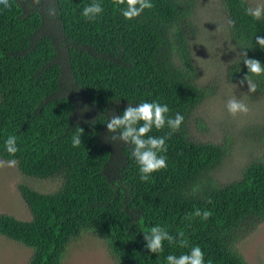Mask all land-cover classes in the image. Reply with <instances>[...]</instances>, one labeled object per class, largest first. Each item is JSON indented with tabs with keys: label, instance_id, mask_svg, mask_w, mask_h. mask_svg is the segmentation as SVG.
Here are the masks:
<instances>
[{
	"label": "trees",
	"instance_id": "trees-1",
	"mask_svg": "<svg viewBox=\"0 0 264 264\" xmlns=\"http://www.w3.org/2000/svg\"><path fill=\"white\" fill-rule=\"evenodd\" d=\"M99 2L104 10L95 20L82 16L92 0L0 5V159H16L25 177L62 180L51 193L20 185L31 219L0 213V235L32 250L27 264H61L70 242L83 233L101 237L114 264H166L167 255L194 245L205 264H247L234 246L264 223V126L255 121L244 131L257 136L261 154L239 178H214L232 141L202 143L189 134L190 116L215 94L198 84L191 53L197 1L152 0L154 8L131 21L121 15L126 5L119 0ZM219 4L225 40L236 54L225 77L240 83L248 73L242 50L264 64V49L255 43L257 35L264 37V18L246 14L251 0ZM249 75L257 86L250 99L263 100L264 75ZM142 101L167 104L169 116L184 117L166 141L167 168L149 182L140 180L131 146L113 144L106 127L111 113L122 115ZM77 126L84 130L82 144L73 147ZM169 131L153 128L149 135ZM9 135L17 138L15 156L5 151ZM194 209L212 215L186 219ZM157 225L172 235L184 231L188 247L165 241L162 252H149L144 233Z\"/></svg>",
	"mask_w": 264,
	"mask_h": 264
},
{
	"label": "rangeland",
	"instance_id": "rangeland-1",
	"mask_svg": "<svg viewBox=\"0 0 264 264\" xmlns=\"http://www.w3.org/2000/svg\"><path fill=\"white\" fill-rule=\"evenodd\" d=\"M196 1L197 7L191 21L196 26L197 36L191 41V53L198 84L212 87L215 94L206 98L193 112L188 120V130L194 141L216 145L232 141L228 156L213 172V177L218 181H232L239 178L245 164L254 161L261 154V144L256 139L257 136L244 131L257 123L264 126V99L251 100L246 86L227 81L225 72L236 54L233 45L225 40L227 27L220 16L222 7L219 0ZM251 3L255 7L257 4H264V0H251ZM233 96L247 104V114L233 117L228 113L226 102ZM261 138L264 141V134ZM61 181L59 178L37 180L25 177L16 167L0 168V213L12 215L22 221L30 220L31 214L20 197L18 187L27 185L40 193H51L59 189ZM234 249L247 264H264V223L238 240ZM31 254L30 248L0 235V264H27ZM61 264L114 262L101 237L83 233L70 242Z\"/></svg>",
	"mask_w": 264,
	"mask_h": 264
},
{
	"label": "clouds",
	"instance_id": "clouds-1",
	"mask_svg": "<svg viewBox=\"0 0 264 264\" xmlns=\"http://www.w3.org/2000/svg\"><path fill=\"white\" fill-rule=\"evenodd\" d=\"M247 0H241L242 6ZM34 3H39V0H34ZM120 4L126 6L122 8L121 15L126 20H133L142 15L145 10L154 8L152 0H119ZM0 5L10 9L9 0H0ZM103 7L99 0H92V3L83 8L82 16L87 20H95L97 16L103 12ZM245 12L255 20L264 18V5L257 4L255 7H246ZM230 25L235 26V21H229ZM255 43L261 49H264V37L257 35ZM243 64L248 70L240 84L247 83L249 92L256 91V84L252 81L249 74L260 76L264 75V64L257 59L248 58L247 51H241ZM228 113L236 117L239 114H247L249 108L247 104L235 96L228 99L226 102ZM170 109L167 104H161L158 101L146 102L142 101L139 104H129L122 115L111 113L107 119L106 127L110 135V140L114 144L122 142L131 146V155L138 165L140 180L149 182L153 173L167 168V157L164 153L167 152L166 141L171 138V135L180 130L184 122V117L177 113L174 117L169 116ZM165 127L170 129L167 136H152L149 133L155 128L162 130ZM77 133L72 137L73 147H78L82 144L83 128L77 126ZM5 151L10 156H15L19 151L17 146V138L9 135L5 141ZM18 165L16 159L7 161L0 159V168L8 167L15 168ZM195 191V190H194ZM209 203L211 201L209 200ZM212 213L208 210L194 209L189 213L186 219L191 220L194 217H200L207 220ZM146 241V249L151 253H159L163 251V244L167 241L169 244H178L180 248H187L189 245L185 237L184 231H179L176 235L170 234L165 228L157 225L151 227L144 233ZM166 264H205L204 252L200 246H192L188 252L181 253L179 256L169 254L166 257ZM207 264H213L211 259H208Z\"/></svg>",
	"mask_w": 264,
	"mask_h": 264
}]
</instances>
